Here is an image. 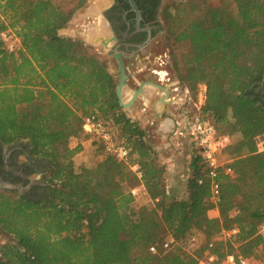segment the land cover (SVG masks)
<instances>
[{
    "label": "trees",
    "instance_id": "obj_1",
    "mask_svg": "<svg viewBox=\"0 0 264 264\" xmlns=\"http://www.w3.org/2000/svg\"><path fill=\"white\" fill-rule=\"evenodd\" d=\"M87 2L0 0V143H23L49 164L36 199L0 190V228L12 237L0 247V264H198L199 254L184 246L191 232L208 241L233 224L238 233L217 244V255L263 258L264 101L254 88L264 78V0H164L158 12L180 88L197 102L204 84V116L240 135L217 202L195 148L185 194L174 195L144 127L118 104L107 60L60 33ZM8 29L19 40L13 50L2 38ZM179 45L187 48L176 53ZM91 112L130 148L127 161L94 138L97 161L74 167L79 140L91 136L82 117ZM139 185L152 207L135 205L131 189Z\"/></svg>",
    "mask_w": 264,
    "mask_h": 264
},
{
    "label": "flooded vegetation",
    "instance_id": "obj_2",
    "mask_svg": "<svg viewBox=\"0 0 264 264\" xmlns=\"http://www.w3.org/2000/svg\"><path fill=\"white\" fill-rule=\"evenodd\" d=\"M133 1L137 9L131 6L129 0L94 2L88 14V21L84 24L85 29L77 30V33L83 35L89 42L99 41L108 56L113 57L116 62L117 80L118 64L113 56L115 52L121 54L127 76L128 71L133 72L132 75L136 80L128 78L132 90L145 82L143 89L145 86H152L159 91L147 102L140 103L151 111L155 120H161L164 119L166 107L168 109L174 106L178 114L183 106L182 100L175 92L172 93L175 81L170 78L166 70L167 55L160 53L162 47L166 45L165 32L158 14L164 0ZM161 72L163 76H160ZM154 84L160 88L155 87ZM254 93L264 101V78L255 86ZM141 94L135 100L140 99ZM156 105L163 106L165 112L155 109ZM159 113L160 115L157 116ZM48 168V162L29 155L23 143H0V181L19 186V188L3 187L0 190L13 191L21 196L36 199L45 193Z\"/></svg>",
    "mask_w": 264,
    "mask_h": 264
},
{
    "label": "built area",
    "instance_id": "obj_3",
    "mask_svg": "<svg viewBox=\"0 0 264 264\" xmlns=\"http://www.w3.org/2000/svg\"><path fill=\"white\" fill-rule=\"evenodd\" d=\"M2 38L5 40L9 50L15 49L19 40L10 29L2 33ZM178 90L179 87H173ZM183 105L191 100L188 91L182 90ZM204 93L200 94L197 102L193 103L194 108L191 112L182 109L183 118L185 120V129H188V134L193 146L198 149V154L206 165V177L209 180V189L211 199L217 202L220 193L221 176H231L233 169L231 163L233 158L228 156L226 149L232 144L233 136L227 132H223L207 117L204 116L201 109ZM82 129L98 140L104 151L113 155L116 158L127 161L130 148L118 141L113 130L101 119L96 112H91L82 117ZM135 167V166H133ZM133 195H137V187L131 189ZM238 233L237 224H233L228 228H222L220 232L213 235L206 241L203 248L197 257L198 264H264V257L252 259L242 255L226 253L222 258L217 255L216 246L228 238L235 236ZM172 242V239L163 244L167 247ZM154 251V247L149 248Z\"/></svg>",
    "mask_w": 264,
    "mask_h": 264
},
{
    "label": "rangeland",
    "instance_id": "obj_4",
    "mask_svg": "<svg viewBox=\"0 0 264 264\" xmlns=\"http://www.w3.org/2000/svg\"><path fill=\"white\" fill-rule=\"evenodd\" d=\"M94 2H100V0H88V2L86 3V5L79 9V11H77V13L74 15L73 19L70 21L69 26L71 27V31L72 34L74 31H79V30H83L85 29V22L88 21V14L90 13L89 11L92 9L91 6H93ZM209 2L211 3V5H218L219 4V0H209ZM68 27V26H67ZM66 27V29H67ZM77 29V30H75ZM68 31V30H67ZM61 34H64L66 32H60ZM74 38H77L81 41H83L84 43H86L88 46L91 47V49L93 51H95L96 53H98L102 58L107 60L108 63V67H110L113 71V75H116L115 71H116V62L114 61L113 57L108 56V53L106 51V49L101 45V43L99 41L97 42H89V40L86 38H84L83 35L76 33V36H72ZM164 38H165V33H164ZM166 41V39H165ZM164 41V43H165ZM187 45V44H186ZM186 45H179L178 49H175L174 51L180 52L181 50H185L187 48ZM171 49L170 46L166 45L162 47L160 53H162L164 55V53L167 55L165 58L167 60V66H166V70L168 71L170 78L173 81H177V84H175L174 86H178L179 89L178 90H172V93H176L177 97H179L182 102H183V94L181 92V88H180V77H179V68H177V66H175L173 64L172 61V54L169 51ZM160 76L162 75V72L160 73ZM205 90V85L204 84H198L197 85V97H200L201 93H204ZM174 93V94H175ZM193 103L191 102V100H189L188 102H186L183 106L182 109H186L188 112H191L193 107H192ZM176 110V109H174ZM141 119H138V122L140 123V125L142 127H144L145 132H146V139L151 142L154 147L156 148V150L159 152L160 158L162 160V162L165 164L166 169H167V174H166V181L167 184L172 188L173 193L175 196L181 197L185 194V181L189 175V170H188V162L190 159V156L192 155V153L194 152L193 148H195L197 151L198 149L193 146L192 141L190 139V136L188 134V129L184 130V136L182 135H173L171 136V134L169 133V129L171 128V126L173 124H165L162 123L161 124V120H158L152 116L151 111L150 110H145L144 114L141 116ZM137 120V118H136ZM162 125V126H161ZM161 129V130H160ZM221 130H223L224 132H227L229 134H231L233 136V143H235L237 146L235 147L233 152H229L231 157H234V159L237 157V154L240 151V135L236 132H230L227 131L225 129V127L221 126ZM187 141L189 140V143L186 145L185 144V140ZM76 142L75 138H71L69 139V146L73 147L74 143ZM187 143V142H186ZM258 143L262 144L264 146V135L260 136L258 139ZM182 146L184 151V155L183 156H179V162H181V170L180 172H173L172 170H170V161L171 160H167V158H169V156L171 155V150H175V147ZM76 154V153H75ZM72 158L74 167L76 169H79L80 167L83 166H88V165H92L94 164L97 159L93 156V153L90 152L88 153L87 151L85 152H81L78 155H75ZM89 154H91L89 156ZM171 159V158H170ZM180 169V167H179ZM135 205L137 206H141V205H145L147 207H152L153 203L151 200L147 199L145 197V195H140L137 199H135L134 201ZM12 240V237L6 233L5 231H3L0 228V247L2 244H4L5 242ZM206 239L204 234L199 231V230H193L191 232V235L189 237V239L186 241V243L184 244V246L186 247V249H189L190 251H195L194 253L199 254L200 250L203 248V246L206 243ZM0 256H1V252H0Z\"/></svg>",
    "mask_w": 264,
    "mask_h": 264
},
{
    "label": "crops",
    "instance_id": "obj_5",
    "mask_svg": "<svg viewBox=\"0 0 264 264\" xmlns=\"http://www.w3.org/2000/svg\"><path fill=\"white\" fill-rule=\"evenodd\" d=\"M70 29H71V27L68 25L67 29L64 28L60 32H63V33L66 32L64 34H66L68 36H76L77 31H74L73 34H72V31ZM75 30H77V29H75ZM109 71L113 74V71H112V69L110 67H109ZM132 74H133L132 71H128V76H130V77L127 76V82H126V85L123 88V100L124 101H127L130 98V96L132 95V92H133L132 88L129 85V80L130 79L136 80V79H135L134 75H132ZM113 77L117 80V75H113ZM128 78H129V80H128ZM174 84H177V81ZM157 93H159V91L156 88H154L152 86L151 87L150 86H145L144 89H143L142 94L139 97L140 99L134 100L129 108H127V109L123 108V109L125 110L127 115H129L131 118H133V119L137 118V120L141 119L142 118L141 116L144 114V111L146 110V108H145V106H142L140 102L141 101H143V103L147 102L150 97L157 95ZM156 106H157V108H156ZM156 106H155V109L160 110L161 112L164 111L163 110V106H161V107H159V105H156ZM174 109H176L174 106L168 107V109L166 107V109H165L166 113L163 114L164 119H161V124L164 123V122H165V124H170V125L173 124L171 126V128L169 129V133L171 134V136H173V135H177V136L178 135H182V136H184L185 120L183 118L182 108L179 110L178 114L175 112ZM158 115H160V113L157 114V116ZM93 139L94 138L92 136H89L88 138H83V139L79 140V142L82 145V149L79 152H77L75 155H78L81 152H85V151H87L88 153H90V152L93 153V151H92L93 150V145H92ZM184 140H185V144L187 145L189 143V140L188 141L186 139H184ZM232 143H233V139H232ZM184 151L185 150L183 149V147L179 146V145H178V147H175V150L174 149L171 150V153H170L171 155L169 156V158H167V160H171L169 168L173 172H180V170H181V162H179V158L184 155ZM90 155L91 154H89V156ZM179 167H180V169H179ZM133 169H135V167H133ZM140 192H141V194H139ZM140 195L141 196L145 195V197L150 200V198L148 197L147 193L144 191V188H143L142 185H139L137 187V197H136V199ZM209 214H211V213L209 212ZM212 214H214V211L212 212Z\"/></svg>",
    "mask_w": 264,
    "mask_h": 264
},
{
    "label": "water",
    "instance_id": "obj_6",
    "mask_svg": "<svg viewBox=\"0 0 264 264\" xmlns=\"http://www.w3.org/2000/svg\"><path fill=\"white\" fill-rule=\"evenodd\" d=\"M129 2H130L131 6L134 9H137V7H136V5H135L133 0H129ZM105 47H106V44H105ZM113 56L115 57V59L117 61V64H118V67H117L118 81H117V84H116V97H117V100H118V104L121 107L127 109V108H129L131 106V104L137 98V96L143 92V85L145 84V82L144 83H140L139 87L137 89L133 90V93L130 96V98L127 101H124L123 100V88L126 85L127 74L125 72V66H124L121 54L119 52H115L113 54ZM155 87H159L160 88V86H158V85H155ZM162 100L163 99H161V101ZM3 187H5V188H19L18 185H13V184H10L8 182H1L0 181V188H3Z\"/></svg>",
    "mask_w": 264,
    "mask_h": 264
}]
</instances>
